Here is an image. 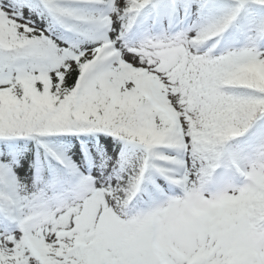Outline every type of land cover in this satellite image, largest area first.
I'll use <instances>...</instances> for the list:
<instances>
[{
    "label": "snow or ice",
    "instance_id": "obj_1",
    "mask_svg": "<svg viewBox=\"0 0 264 264\" xmlns=\"http://www.w3.org/2000/svg\"><path fill=\"white\" fill-rule=\"evenodd\" d=\"M0 264H264V0H0Z\"/></svg>",
    "mask_w": 264,
    "mask_h": 264
}]
</instances>
